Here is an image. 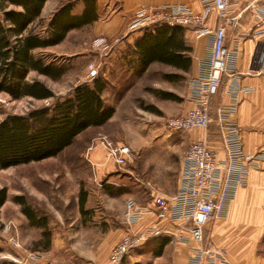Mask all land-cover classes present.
Here are the masks:
<instances>
[{
    "label": "crops",
    "instance_id": "crops-1",
    "mask_svg": "<svg viewBox=\"0 0 264 264\" xmlns=\"http://www.w3.org/2000/svg\"><path fill=\"white\" fill-rule=\"evenodd\" d=\"M230 1V14L239 17L236 24L226 31L225 46L230 53L237 56L233 69L235 80L241 88L248 90L238 96L234 121L242 131L244 152L254 154L264 151V75L256 76L248 73L254 45L251 36L255 20L250 11H243L246 6L244 1ZM67 2H73L72 15H81L84 5L80 0H45L40 15L34 20L32 27L40 30L60 6ZM175 5L187 7L191 11H199L201 0H96L95 21L71 30L59 44L37 51L50 52L56 57L66 56L64 44L68 42L69 37L77 31L85 30V39L75 40L74 43L86 46V57L92 59L99 57L103 60L102 68L97 75L106 83L102 99L108 106L114 108V114L106 124L121 119L125 121L131 116L141 120L162 121L183 116L191 108L189 82L199 75L202 65L207 61L212 33L217 24L215 16L212 15L207 22L210 33L202 36H197L192 29L181 27L183 34L177 52V64L167 62L169 49H163L159 58H154L145 64L151 58L147 48L151 46L153 36L149 41V37H144L146 30L128 35L125 33V28L137 9ZM165 33L159 35L163 41L169 36V31ZM121 35L123 38L116 41ZM99 45L102 48H99ZM95 49L99 51L94 53ZM73 55L75 54L69 56ZM30 74H36L38 78H48L34 71H31L28 77ZM28 77L27 80L32 81ZM92 81L87 84H91ZM229 84L230 79L224 75L217 94L210 103L212 120L208 129L212 134L210 145L220 157H224V154L218 136L216 109L229 102L227 94ZM162 92L172 94L179 100L163 99L160 95ZM131 93L134 94L133 97ZM206 133L207 131L195 129L182 133L183 136L172 133L158 134L152 138L155 141L141 143L134 174L139 185L146 186L149 201L142 205L145 213L141 218L131 226H125L119 241L127 234H136L151 226L159 227L165 232L160 236L169 237V244L164 250L169 253V263H187L195 245L190 240L187 243L181 242L178 236L189 237V227L180 229L166 220L156 219L153 199L157 195L171 196L176 192L184 151L191 142L202 141ZM104 137L113 142L107 136ZM90 148L88 160L93 166H97L98 172L102 174L100 168L107 163L106 150L101 145ZM171 162L174 163L173 168L170 167ZM202 234L203 245L224 251L232 264H264V160L249 169L247 184L235 190L226 215L213 217L202 228Z\"/></svg>",
    "mask_w": 264,
    "mask_h": 264
},
{
    "label": "rangeland",
    "instance_id": "rangeland-1",
    "mask_svg": "<svg viewBox=\"0 0 264 264\" xmlns=\"http://www.w3.org/2000/svg\"><path fill=\"white\" fill-rule=\"evenodd\" d=\"M85 36L86 31L81 30L69 37L64 44L66 56L35 52L37 57L66 70L58 80L38 78L36 74L28 77L42 82L54 97L13 100L0 93V122L8 116H24L30 111L51 107L70 97L74 87L87 84L89 63L96 65L99 74L103 60L86 57V46L74 43L84 40ZM98 51L95 49L94 53ZM133 95L131 93V97ZM164 123V120L131 116L80 136L57 157L0 169V190H6V201L0 208V264H108L109 251L125 230V201L130 198L141 206L149 201L146 186H140L135 180L134 167L139 160L141 143L155 141L152 138L158 134H167ZM99 136L129 145L134 153L130 163L116 167L107 161L100 168L103 173H99L97 166L88 160V150ZM173 164L171 162V168ZM81 190L85 195L83 212L78 201ZM18 196L24 197L39 217L46 218V228L29 224L21 206L15 202ZM150 249L146 244L130 251L123 264H171L168 252L155 258Z\"/></svg>",
    "mask_w": 264,
    "mask_h": 264
},
{
    "label": "built area",
    "instance_id": "built-area-1",
    "mask_svg": "<svg viewBox=\"0 0 264 264\" xmlns=\"http://www.w3.org/2000/svg\"><path fill=\"white\" fill-rule=\"evenodd\" d=\"M246 3L243 11H250L255 20L252 33L254 42L248 73L264 75V0H242ZM230 0H201V9L191 11L184 6L141 7L128 22L125 33L141 30L154 31L160 26H180L192 29L197 36L210 33L207 22L212 15L217 24L212 33L207 61L199 75L189 82V102L191 108L179 117L167 118L164 128L167 133H188L195 129L207 131L202 141L191 142L184 151L180 162L179 185L171 196L154 197L155 216L166 220L177 228H188L189 237L178 236L181 242L189 240L194 248L186 264H232L224 251L203 245L202 228L213 217L226 215L235 190L247 184L249 169L264 160V151L246 154L243 150L242 131L235 123L238 96L248 92L240 87L234 78L236 54L226 46V31L233 27L239 15L230 14ZM123 38L119 36L116 41ZM89 80L97 76L96 66L89 63ZM227 75L230 84L227 89L229 102L217 107L216 122L218 136L224 157L212 149L210 103L217 94L221 79ZM106 150L107 161L116 167H124L134 157L133 150L126 144H115L104 136H99L95 144ZM91 149V148H89ZM123 221L127 226L136 223L144 211L133 199L124 204ZM165 233L161 228L151 226L136 234L125 235L111 250L108 264H121L123 258L144 241Z\"/></svg>",
    "mask_w": 264,
    "mask_h": 264
},
{
    "label": "trees",
    "instance_id": "trees-1",
    "mask_svg": "<svg viewBox=\"0 0 264 264\" xmlns=\"http://www.w3.org/2000/svg\"><path fill=\"white\" fill-rule=\"evenodd\" d=\"M80 1L84 5L81 15H72L73 2H67L60 6L44 27L37 30L32 23L40 15L45 0H0V93L13 100L25 97L47 100L54 97L42 82L28 81L27 77L31 71L52 80L64 75V67L46 62L43 57H37L35 51L59 44L71 30L97 19L96 0ZM168 31V39L161 40L159 35ZM182 34L180 26H160L154 29V33L146 30L144 37H149L150 41L153 36V39L147 48L151 58L145 64L159 58L163 49H169L167 62L177 64ZM105 89V81L101 76H96L91 84L74 87L70 97L55 102L51 107L33 110L24 116L6 117L0 122V169L57 157L71 147L77 138L106 124L113 116L114 108L102 99ZM160 95L163 99L179 100L169 93L162 92ZM5 201L6 190L1 189L0 208ZM78 201L79 209L83 212L85 195L82 190ZM15 202L21 206V212L31 226L46 228V218L39 217L24 197H16ZM146 244L150 246L152 256L159 258L169 244V237L156 236L142 246ZM124 261L125 257L121 264Z\"/></svg>",
    "mask_w": 264,
    "mask_h": 264
}]
</instances>
